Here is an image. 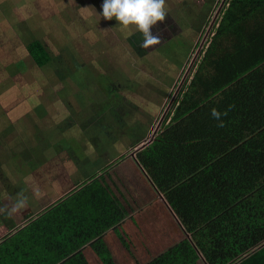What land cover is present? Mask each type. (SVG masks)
I'll use <instances>...</instances> for the list:
<instances>
[{"label":"rangeland","instance_id":"374dc122","mask_svg":"<svg viewBox=\"0 0 264 264\" xmlns=\"http://www.w3.org/2000/svg\"><path fill=\"white\" fill-rule=\"evenodd\" d=\"M210 1L166 0L168 15L151 30L161 43L145 49L142 33L103 18L104 0H0V232L23 226L22 214L36 218L56 208L68 172L81 168L73 180H83L92 143L115 149L150 140L147 124L128 119H151L173 86L158 115L167 125L168 104L199 71L228 6L216 0L208 12ZM36 41L53 59L47 68L34 62ZM256 137L264 164V132ZM20 199L26 204L14 211ZM242 215L264 216V186L246 199Z\"/></svg>","mask_w":264,"mask_h":264},{"label":"crops","instance_id":"0c3cea01","mask_svg":"<svg viewBox=\"0 0 264 264\" xmlns=\"http://www.w3.org/2000/svg\"><path fill=\"white\" fill-rule=\"evenodd\" d=\"M215 1L207 3L208 12ZM229 8L228 4L222 10V20L230 13ZM226 41L233 42L234 38L228 36ZM225 45L226 42L217 53L219 60H224L231 67L234 64L242 66L241 61L237 60L239 53L234 48L223 51ZM195 69L197 70V66ZM213 69L222 80H226V86L230 88V78L242 79L248 75L246 71L249 70L234 76L232 69ZM250 79L259 86L262 83L261 75L253 69ZM237 85L241 89V85ZM250 85L253 88L252 81ZM227 87L223 89L218 86L216 95L212 97L204 92L202 100H206L198 107L191 108V111L185 110L184 106L189 92L173 123H170V117L166 125L158 115L170 97L172 86L164 99L157 102V109L151 119H128L131 124H147L150 140L138 143L137 140L134 143L131 140L122 148L115 149H105L99 143H92V147L85 149L88 153L85 154L87 165L84 167L88 166V170L83 167V180H73L76 173H81V168L76 167L74 172H68V190L56 200L63 201L41 220L39 217L33 220L31 216L34 213L22 214L26 224L6 229L3 227V232H0V250H7L8 244L12 242L8 238L19 236L24 232L23 228L53 217L73 244L74 253L80 252L88 264H212L207 253L224 240V235L238 225L258 219L249 215L246 217L248 219L242 220L243 204L251 195L243 197L197 230L187 229L183 224L180 213L171 201V195H174L180 184L197 172L211 168L213 161L241 142H250L246 145L257 158V148L253 146L255 141L261 139L256 136L245 138L247 134L237 128L233 118L219 102L217 95L226 91ZM186 91L188 86L183 90L184 96ZM150 93L159 95L154 88L150 89ZM130 103L136 106L139 101ZM172 106L167 108L168 115ZM213 109L222 114L220 120L211 115ZM221 121L222 127L218 126ZM259 147H264V144ZM90 156L94 158L88 159ZM76 159L78 158L74 157L73 160ZM258 160L264 168L262 161ZM74 165L77 166L76 163ZM181 197H188V194ZM16 228L18 230L14 231ZM181 245L189 248L193 256L177 253V248ZM262 249L264 247L259 250ZM70 255L72 254H68ZM244 257L249 256L244 255L237 261L227 260L225 264H257L263 260L262 254L250 259ZM159 258L164 260L158 261Z\"/></svg>","mask_w":264,"mask_h":264},{"label":"trees","instance_id":"16d2710c","mask_svg":"<svg viewBox=\"0 0 264 264\" xmlns=\"http://www.w3.org/2000/svg\"><path fill=\"white\" fill-rule=\"evenodd\" d=\"M228 4L230 13L226 19L224 16L222 22L220 21V26L213 29L211 42L198 66L199 71L195 72L190 83L183 86L172 106L170 116L179 114L193 84V90L184 104L185 110L189 111L206 100H202L204 92L208 97H212L216 95L218 86L223 89L227 87L226 80L214 73L213 68L232 69L234 76L249 69L246 71L248 75L242 79L230 78L231 88L227 87V90L217 97L235 121L237 128L247 134L245 138H251L264 132V0H228ZM176 5L179 8L180 5ZM228 36L233 37L234 41L227 42ZM225 42L223 51L234 48L239 53L237 60L241 61L242 66L234 64L231 67L224 60H219L217 53ZM30 52L40 68H47L52 64L49 50L41 43H32ZM252 69L261 75L260 86L250 79ZM233 82L239 83L242 91H236L241 89ZM187 86L188 91L184 96L183 90ZM124 98L126 97L122 95V99ZM261 186H264V168L248 146L241 142L213 161L211 168L197 172L180 184L174 195H171V201L187 229L197 230L243 197L253 195ZM186 194L188 197H181ZM47 213L41 212L38 219L41 220ZM22 231L24 232L15 238L9 237L12 242L8 244L7 250H0V264H88L80 252L74 253L73 244L68 237H64V231L55 218H47L23 228ZM223 239L207 253V258L212 264H225L227 260L237 261L244 255L249 256H245V259H250L258 254H262L263 260L257 264H264V249L259 250L264 247V216L260 219L258 217L256 221L238 225L224 235ZM188 249L181 245L177 248V253L193 256Z\"/></svg>","mask_w":264,"mask_h":264},{"label":"clouds","instance_id":"9594fccd","mask_svg":"<svg viewBox=\"0 0 264 264\" xmlns=\"http://www.w3.org/2000/svg\"><path fill=\"white\" fill-rule=\"evenodd\" d=\"M102 9L103 18L118 21L122 31L135 28L142 33L143 42L141 46L143 48L149 49L161 43L160 38L153 35L151 30L158 22H163L168 15L166 0H104ZM176 100L171 101L172 103L170 102L167 108H170ZM211 115L220 120L222 114L213 109ZM170 117L172 118L170 123H173L175 116ZM218 126L222 127L223 122L221 121ZM35 195L37 197L41 195L38 189L35 190ZM25 204L26 200L20 199L15 204L13 210L23 208ZM0 211H3V209H0Z\"/></svg>","mask_w":264,"mask_h":264},{"label":"flooded vegetation","instance_id":"af4514ba","mask_svg":"<svg viewBox=\"0 0 264 264\" xmlns=\"http://www.w3.org/2000/svg\"><path fill=\"white\" fill-rule=\"evenodd\" d=\"M193 79V78H192ZM192 79H190V80H192Z\"/></svg>","mask_w":264,"mask_h":264}]
</instances>
